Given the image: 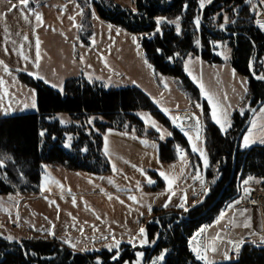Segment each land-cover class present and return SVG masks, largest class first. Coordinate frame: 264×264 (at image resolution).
I'll list each match as a JSON object with an SVG mask.
<instances>
[{
    "label": "rangeland",
    "instance_id": "374dc122",
    "mask_svg": "<svg viewBox=\"0 0 264 264\" xmlns=\"http://www.w3.org/2000/svg\"><path fill=\"white\" fill-rule=\"evenodd\" d=\"M95 1L98 0H46V4L41 7L42 0H29L28 7L24 8L19 5V0H0V117L37 112V89L23 77L40 80L62 93L66 79L83 76L89 82L102 83L106 88H140L166 118L174 123V127L176 121H173L172 117L181 112L194 114L200 118L199 128L203 134L202 105L191 103L177 88L176 78L158 73L146 60L141 40L143 36L148 35L131 33L101 19L96 11ZM105 1L136 10L135 0ZM259 6L264 11V4L256 0L255 14ZM37 15L40 20L36 19ZM234 18L237 19L236 12ZM155 21L161 22L157 23L156 30L151 32L150 36L160 33L164 22L172 23L178 31L181 30L178 18L170 20L157 17ZM229 24L225 19L219 27L225 32ZM216 47L215 53L221 58L220 61L211 62L199 56H188L184 70L199 87L201 98L210 109L211 118L212 105L208 96L219 105L218 114L226 113L230 122V127L223 131L226 133L235 123V113L239 112L241 116L245 113L241 103L248 92L250 77L238 73L233 68L232 48L227 40L217 42ZM254 59L255 55L251 65ZM261 64V73L264 74V57ZM139 116L145 124L146 134L139 136L134 132L113 128L104 132L103 153L110 163V172L99 175L84 170H68L63 166L61 167L64 170L60 168L59 172H53L58 184L79 192V196H45L37 202L42 209L35 214L31 210L32 202L23 200L33 194L0 195V237L4 240L26 237L51 240V237L31 233L30 229L41 231L49 229L50 223H55L56 229L61 232L67 233L69 227L71 228L67 241L60 240L73 251L92 253L109 251L111 248V251L120 252L123 243L139 248L149 245L146 227L154 215L155 208H179L180 214L185 216L187 210L194 206L191 202L197 200V204L205 196L202 193L209 157L203 140L198 141L191 130L181 131L191 150L192 144L199 148L198 152L192 151L202 157V168L194 167L186 151L181 148L179 160L172 163L162 162L160 142L172 137L167 133L173 132L167 124L148 111H140ZM57 117H61L62 121L67 120L66 114H59ZM153 121L161 131L152 127ZM212 121L220 129L213 118ZM148 132L156 134L157 138H150ZM162 134L163 139L160 138ZM245 136H249L250 141L247 147L264 145V103L256 109L246 125L241 136L243 147H246ZM70 141L68 137L67 146ZM161 172L165 176H161ZM245 174L242 177L243 185L239 196L226 204V213L246 207L258 209L261 239L249 238L251 242H247L246 238L227 232L218 222L215 229L226 239L214 240L213 235L209 233V225L204 226L201 228L205 229L203 234H207L210 239L208 258L201 261L194 253L197 260L203 264L233 261L245 243L264 246V205L251 204L249 201L251 196L257 193L264 201V169H249ZM149 179L153 183H148ZM159 181L163 183L160 190H148V187L159 186ZM141 228L145 230L143 235L140 234ZM155 240L158 241V236L150 241V247ZM189 240H192V237ZM230 240L235 242V246L238 243L241 245L239 252L236 248L233 251L237 253L231 251ZM213 248L216 251H213ZM138 254L136 260L125 264H137L138 260L140 264H144V253L142 257ZM166 254L167 251H163L159 256H152L151 263H162Z\"/></svg>",
    "mask_w": 264,
    "mask_h": 264
},
{
    "label": "trees",
    "instance_id": "16d2710c",
    "mask_svg": "<svg viewBox=\"0 0 264 264\" xmlns=\"http://www.w3.org/2000/svg\"><path fill=\"white\" fill-rule=\"evenodd\" d=\"M246 1L211 0L201 8L199 0H135V11L105 0L94 2L101 19L134 34H147L141 40L146 60L158 73L176 78L177 88L191 103L202 105L203 143L209 157L202 193L205 196L187 210L185 216L180 214L179 208L153 210V218L146 227L150 241L158 236L152 256L167 251L163 262L155 264H203L190 249L189 239L202 227L210 225L226 204L239 196L242 177L247 170L264 169V145L243 147L240 139L236 148L237 136L251 108L258 102L264 103V80L258 78L264 76L261 73L264 30L256 25V0H251L248 5ZM235 12L237 19H233ZM157 17L180 19L181 30L164 22L161 32L150 36L157 28ZM225 17L230 23L225 32L230 35L219 27ZM196 18H199V25L195 23ZM222 40H227L232 48L233 68L250 77L249 89L241 104L246 108L245 113L243 116L235 113V123L226 133L214 124L199 87L184 70L188 56L220 61L215 51L216 43ZM23 78L37 89L38 110L0 117V160L4 164L0 167V195L38 194L44 165H61L68 170L99 175L110 172V163L103 153V134L110 128L127 130L139 136L146 134L140 111H148L173 132L172 137L160 142L162 162L179 160L181 148L194 167L202 168V160L190 149L187 138L140 88H106L100 82H89L81 76L66 79L61 93L40 80ZM59 114H66L67 120L62 121L56 116ZM147 135L157 138L154 133L148 132ZM68 137L71 141L66 146ZM158 185L148 187V190L158 191L163 183L159 181ZM120 249V252L81 253L57 238L9 242L0 237V264H97V261L125 264L136 260L139 251L146 258L150 247H132L123 243ZM219 264H264V246L245 243L235 260Z\"/></svg>",
    "mask_w": 264,
    "mask_h": 264
},
{
    "label": "crops",
    "instance_id": "0c3cea01",
    "mask_svg": "<svg viewBox=\"0 0 264 264\" xmlns=\"http://www.w3.org/2000/svg\"><path fill=\"white\" fill-rule=\"evenodd\" d=\"M45 4H46V0H42V2L40 3L41 7L44 6ZM46 19H48V18H46ZM243 109L245 110L246 108H243ZM187 110H190V109H187ZM183 111H186V110H183ZM56 116H58V115H56ZM54 118H55V116H54ZM65 119H67V118H65ZM197 119H198V117H197ZM180 154L181 153L179 152V156H180ZM196 154L198 155V153H196ZM206 154H207V152H206ZM200 158H202V157H200ZM60 168L63 169L61 167V165L44 166L43 170H42L41 180H40V192L38 194L30 195L26 198L24 197L23 200H28V201L32 202L31 203V205H32L31 210L33 213L37 214V212L42 209V208L40 209V206L37 205V202L39 200H41L42 198H44L45 196H47V197L53 196V195H58V196H60V195H70V196L77 195V196H79V194H80L79 192L72 191V190H70V188H66L64 186H61L55 180V174L53 172H57V171L59 172V170H61ZM87 196H88V194H87ZM196 202H197V200L193 201L191 203H192V205H195ZM186 206H188V205H186ZM186 206H183V207H186ZM226 212H227V208H224L220 212V214H218V216L215 218V220L208 226L209 233H211V235H213L212 237L214 238V240H217V239L219 240L221 238L226 239V237H221V234L218 233L215 229L216 224L218 222H220V226L222 228L225 227L227 232H229L230 234L235 233L234 235L244 237V238H246L247 242H251V241H249V238H251V239L254 238L256 240L261 239V236H260L261 235V231H260L261 220H260V212L258 209H256L255 207L254 208H247L246 207V208L240 209V210L233 212V213H226ZM222 214L225 217L221 218ZM263 225H264V222H263ZM49 227H50L49 229H43L41 231H38L37 229L32 228V229H30V231L33 234L40 235V236L42 235L43 237H46V238L51 237V239L52 238H58V239H61L63 241H67V239H68L67 236L69 235V233H71L70 227H69V230H67V233L57 230L55 223H52V224L50 223ZM62 230L65 231V229H62ZM73 234L74 233H72V236L74 237ZM147 235H148V232H147ZM30 237H31V234H30ZM230 237H232V236H230ZM26 238L17 239V240L14 238L12 240H6V241L15 242V241L23 240ZM148 240H149V245L146 247H150L149 235H148ZM141 248H143V247H141Z\"/></svg>",
    "mask_w": 264,
    "mask_h": 264
},
{
    "label": "snow or ice",
    "instance_id": "6c2138e0",
    "mask_svg": "<svg viewBox=\"0 0 264 264\" xmlns=\"http://www.w3.org/2000/svg\"><path fill=\"white\" fill-rule=\"evenodd\" d=\"M199 2H200V7L203 8V7L205 6V3H206V2H207V3H211V0H199ZM248 3H251V0H248ZM261 3L264 4V0H261ZM28 4H29V0H19V5L22 6V7H24V8H27V7H28ZM14 7H16V5H14ZM36 19H37V20H40L39 15L36 16ZM225 19H227V18L225 17ZM160 22H161V21H157V23H160ZM199 22H200V21H199V18H196L195 23H196L197 25H199ZM261 27H264V25H261ZM38 47H39V45H38V43H37V48H38ZM37 78H39V77H37ZM258 78H259V79H264V76H260V77H258ZM201 90L203 91V88H202ZM208 100H209V103L212 105V118H213V120H214V121L220 126V129H221L222 132H223V131H226L227 127H230V122L227 120V115H226V113L218 114L217 109L219 108V105H217V104L213 101V98H212L211 96H208ZM34 106H35V102H33V107H34ZM165 111H166V110H165ZM241 114H243V113H241ZM172 119H173V121H181V120H182V118L179 117V116L172 117ZM183 119H188V117H185V118H183ZM175 126H176V127H182V124H176ZM197 126H198V133H199V122H198V120H197ZM152 127H153V128H156L157 131H161V129L157 128V126H156V124H155V121L152 122ZM253 127H255V125H253ZM41 134H43V133H41ZM184 134H185L186 136H188V133H187V132H185ZM167 135L171 136L172 133L169 132V133H167ZM249 135H251V134H249ZM160 138H161V139L164 138L163 134L161 135ZM189 139L191 140V137H189ZM196 139H197V140L199 139V134H197ZM262 142H264V141H262ZM249 143H250V141H249V136H245V137H244V144H245V146H246V147L249 146ZM66 146H67V145H66ZM192 150H193L194 152H198V151H200L196 144H192ZM201 155H203V153H201ZM206 163H207V160L205 159V164H206ZM3 166H4L3 161L0 160V167H3ZM160 175H161V176H165V174H164L163 172H161ZM165 179H167V177H165ZM148 183H153V181L149 179V180H148ZM244 183H248V181H244ZM169 187H171V181H169ZM130 198H131V199H135L134 197H130ZM237 203H239V201H237ZM165 207H167V204H165ZM221 218H223V214H222V217H221ZM204 231H205V229H200V231L196 234V236H193V238H192L193 241H196L197 237H198L201 233H203ZM144 232H145V230H144L143 228H141V229H140V234L143 235ZM239 246H240L239 243L235 246V248H236L237 251H238V249H239ZM116 247L118 248V242H117ZM111 250H112V249L109 248V251H111ZM212 250H213V251H216L215 248H213ZM192 251L197 255V258H199V259H201V260L204 259V257L201 255L200 247H199V246H194V247L192 248ZM138 256L142 257V256H143V253H139ZM115 258L118 259L119 257L117 256V257H115ZM161 259H163V257H161ZM97 264H101V262H100V261H97ZM137 264H140V261H139V260L137 261Z\"/></svg>",
    "mask_w": 264,
    "mask_h": 264
},
{
    "label": "built area",
    "instance_id": "2783aa9c",
    "mask_svg": "<svg viewBox=\"0 0 264 264\" xmlns=\"http://www.w3.org/2000/svg\"><path fill=\"white\" fill-rule=\"evenodd\" d=\"M259 2L261 3L260 0H259ZM247 3H248V0L246 1V4H247ZM259 7H260V8L257 9V11H256V14H257V17H256V25H257V27H259V28H261V29L264 30V27H261V25H264V16H263V15H264V11L261 9V6H259ZM230 34H231V33H230ZM230 34H229V35H230ZM187 113H189V112H181V113L178 115L179 117L182 118L181 121H176V124H182V127H178V129H179L180 131H188V130H191V131H193L195 137H197V134H199V139H198V141H202V140H203V134H202L201 130H200L199 133H198V131L195 130V129H193V128H184V127H183V123H184V121H185V119H183V118L187 117ZM192 238H193V237H192ZM209 240H210V239H209V237H208L207 234H203V233H201V234L197 237L196 241H193V239L188 241V245H189L190 249H192V248L194 247L193 244H195L196 246H199V247H200L201 255L204 257L203 260L199 259V260H201V261H206L207 258H208V257H207V254H208V252H209V247H210V244H209L210 241H209ZM230 242H231V251H232L233 253H237L236 251H233L234 248H235V245H234L235 242H232L231 240H230ZM240 246H241V245H240ZM240 246H239V250H240ZM239 250H238V252H239Z\"/></svg>",
    "mask_w": 264,
    "mask_h": 264
},
{
    "label": "water",
    "instance_id": "95a60500",
    "mask_svg": "<svg viewBox=\"0 0 264 264\" xmlns=\"http://www.w3.org/2000/svg\"><path fill=\"white\" fill-rule=\"evenodd\" d=\"M253 76L256 77L254 74H253ZM262 103H263L262 101H261V102H258V103L252 108V110H251V112H250V114H249V117H248V119H247V121H246L244 127L242 128V130L240 131V133H239L238 136H237V139H236V148H237L238 145H239V141H240L241 136H242V134H243V132H244V130H245V128H246V125L249 124V122H250L251 118L253 117V115H254L256 109H257ZM157 243H158V241L155 240V241L153 242V244L151 245L150 250H149V252H148V255L146 256V259H145V261H144V264H148V263H149V261H150L152 255H153V253H154V249H155Z\"/></svg>",
    "mask_w": 264,
    "mask_h": 264
},
{
    "label": "bare ground",
    "instance_id": "6f19581e",
    "mask_svg": "<svg viewBox=\"0 0 264 264\" xmlns=\"http://www.w3.org/2000/svg\"><path fill=\"white\" fill-rule=\"evenodd\" d=\"M187 117H188V119H185V121L183 123V127L184 128H193V129L198 131L197 120L200 123V120H199L200 118L197 119V117L194 114L188 115V113H187ZM199 131H200V128H199ZM251 197H252L251 200H249L251 204L257 203V204H261V205L263 204L264 205V201L261 200L258 193H257V195H252Z\"/></svg>",
    "mask_w": 264,
    "mask_h": 264
}]
</instances>
